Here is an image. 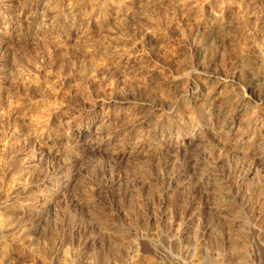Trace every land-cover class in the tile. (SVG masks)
Segmentation results:
<instances>
[{
    "label": "rangeland",
    "instance_id": "1",
    "mask_svg": "<svg viewBox=\"0 0 264 264\" xmlns=\"http://www.w3.org/2000/svg\"><path fill=\"white\" fill-rule=\"evenodd\" d=\"M0 264H264V0H0Z\"/></svg>",
    "mask_w": 264,
    "mask_h": 264
},
{
    "label": "bare ground",
    "instance_id": "2",
    "mask_svg": "<svg viewBox=\"0 0 264 264\" xmlns=\"http://www.w3.org/2000/svg\"><path fill=\"white\" fill-rule=\"evenodd\" d=\"M252 79H253V76H252ZM254 80V79H253ZM255 82V81H254ZM255 84V83H254ZM251 86H250V84H248V88H250ZM206 103L205 104H210L211 105V98H207L206 99V101H205ZM235 102V101H234ZM239 104V103H238ZM235 113V112H234ZM81 184V183H80ZM88 184V183H87ZM261 209V208H260ZM242 218V217H241ZM118 242V241H117Z\"/></svg>",
    "mask_w": 264,
    "mask_h": 264
}]
</instances>
